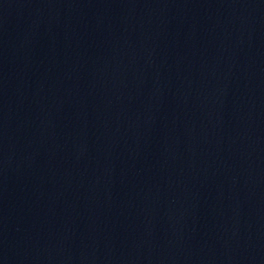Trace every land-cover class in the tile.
Masks as SVG:
<instances>
[{
  "label": "water",
  "instance_id": "obj_1",
  "mask_svg": "<svg viewBox=\"0 0 264 264\" xmlns=\"http://www.w3.org/2000/svg\"><path fill=\"white\" fill-rule=\"evenodd\" d=\"M0 264H264V0H0Z\"/></svg>",
  "mask_w": 264,
  "mask_h": 264
}]
</instances>
